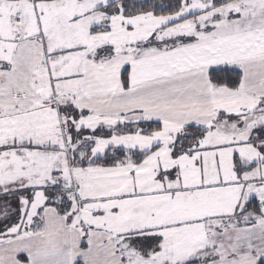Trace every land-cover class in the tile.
I'll use <instances>...</instances> for the list:
<instances>
[{"label": "snow or ice", "instance_id": "1", "mask_svg": "<svg viewBox=\"0 0 264 264\" xmlns=\"http://www.w3.org/2000/svg\"><path fill=\"white\" fill-rule=\"evenodd\" d=\"M0 264H264V0H0Z\"/></svg>", "mask_w": 264, "mask_h": 264}]
</instances>
